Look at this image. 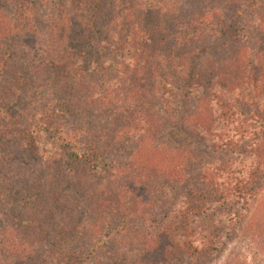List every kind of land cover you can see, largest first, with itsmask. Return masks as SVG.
<instances>
[{
    "label": "rangeland",
    "instance_id": "rangeland-1",
    "mask_svg": "<svg viewBox=\"0 0 264 264\" xmlns=\"http://www.w3.org/2000/svg\"><path fill=\"white\" fill-rule=\"evenodd\" d=\"M96 5L98 39L105 31H116L111 35L114 42L110 40L111 46L102 51L103 67L94 69L81 62L82 47L72 48L71 41H82ZM194 7L206 13L196 29L186 25L185 17ZM126 14L142 25L150 20L161 27L168 49L159 53V67L149 71L147 65L141 66V78L129 75L113 98L116 102L109 115L128 95L132 99L124 86L135 89L140 83L136 108L166 123L158 143L179 145L205 162L228 159L212 153L207 138L180 125L183 107H194L190 102L183 106L176 87L192 59V54L180 48L185 40L197 45L195 53L208 47L217 37L213 27L221 22L233 27L246 71L256 78L258 66H264V0H0V264H142L149 258L147 239L153 227L183 197L184 187L157 176L137 188L139 196L151 201L153 211L133 218L124 237H107L101 227L90 226L88 197L94 190L108 191L117 182L122 191L130 190L125 180L128 174L92 177L67 158L58 138L63 136L62 128L81 124L94 129L91 121L106 114L99 106L90 107L88 113L74 106L64 119L53 114L51 107L74 98L82 104L105 90V84L117 85V65L126 61L120 50L127 49L126 39L132 35V27L123 20ZM112 17L117 19L113 26L109 25ZM230 54L232 49L218 55L208 51L196 63L209 69L217 58L227 59ZM43 108L45 120L40 116ZM41 120L44 125L38 123ZM259 201H264V191ZM243 231L216 258L192 263L227 264L235 258L245 264H264V251ZM86 250L93 252L89 256Z\"/></svg>",
    "mask_w": 264,
    "mask_h": 264
},
{
    "label": "trees",
    "instance_id": "trees-1",
    "mask_svg": "<svg viewBox=\"0 0 264 264\" xmlns=\"http://www.w3.org/2000/svg\"><path fill=\"white\" fill-rule=\"evenodd\" d=\"M97 8L98 5L90 11L82 41H71L72 48L82 47L81 62L94 69L103 67L102 51L111 46L110 40L114 42L111 35L116 31L112 34L105 31V36L98 39L101 31L97 27ZM197 8L185 13L186 25L194 29L206 16L204 9ZM130 14L123 19L132 27V35L126 39L127 49L120 50L126 61L117 65V85L105 84V90L85 103L79 104L76 98L64 99L51 107L53 114L64 119L74 106L82 113L90 112L92 106L105 109V115L91 121L94 129L78 124L76 128H62L63 136L58 138L67 158L92 177L116 178L128 174L125 180L132 190L122 191L117 182L108 191L94 190L88 197L90 226L101 227L107 237L127 235L133 218L146 217L153 211L151 201L139 196L137 188H144L145 183L160 176L184 187V193L161 224L153 227V235L145 233L149 258L142 264H193L202 258L209 261L224 251L227 242L236 238L241 228L244 237L264 251V201H259L264 191V66H258L256 78L249 75L233 27L221 22L212 29L218 38L208 47H200V52L195 53L197 45L193 42L182 43L180 50L192 54V59L176 87L184 99L183 106L190 102L194 107L190 110L184 106V111L180 110V115L183 111L180 125L187 132L207 138L212 153L228 156L225 161L205 162L206 159L179 145L158 143L166 123L136 108L137 90L143 86L140 83H136L135 89L124 86L132 99L128 95L126 102L118 104L109 115L110 106L116 102L112 100L129 75L144 77L141 66L147 65L149 71L153 66L159 67L162 58L159 53L168 49L166 40L161 38L164 33L161 27L150 20L142 25ZM115 18L110 19L109 25H115ZM229 49L233 55L217 58L209 69L196 63L199 55L208 51L218 55ZM156 71L157 68L151 75ZM177 105L181 108V103ZM43 111L44 108L40 116L45 120ZM44 120L38 123L44 125ZM46 129L50 130L51 126ZM156 251L159 253L154 256ZM92 252L85 251L89 256ZM227 264L245 262L232 258Z\"/></svg>",
    "mask_w": 264,
    "mask_h": 264
}]
</instances>
